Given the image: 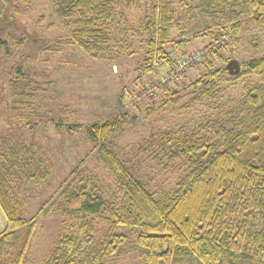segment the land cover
<instances>
[{"label": "trees", "instance_id": "1", "mask_svg": "<svg viewBox=\"0 0 264 264\" xmlns=\"http://www.w3.org/2000/svg\"><path fill=\"white\" fill-rule=\"evenodd\" d=\"M119 1L55 0L57 14L71 27V38L58 39L45 49L57 52L66 44L78 43L97 58L111 40L108 24ZM126 2L139 4L141 0ZM182 2L189 11L199 8L221 33L237 41L246 31L264 30V0ZM10 5L11 0H0V33L7 24ZM14 8L21 13L20 7ZM177 19L174 0H154L152 15L145 17L150 36L140 69L150 70L155 58L166 57ZM29 38L41 41L34 35ZM252 44L253 57L240 61L242 69L236 77L257 75L260 80L223 114L198 124L187 136L161 143L168 147L170 160L187 163L185 174L167 197L156 198L109 143L110 134L121 128L118 116L87 127L89 139L98 146L103 163L114 176L116 192L107 199L103 190L90 186L86 178L78 182L66 198L64 212L79 220L81 234L59 236L45 264H111V259L131 247L144 264H181L189 255L202 264H264V54L259 55L258 39ZM222 58L221 69H213L207 62L200 77L187 85L193 88L194 102L217 98L219 79L228 73L225 65L229 58ZM171 64L177 65L175 61ZM12 73L10 111L20 117L19 108L33 107L46 80H39L37 71L30 75L21 65ZM169 99L177 103L181 96L174 90ZM25 150L23 144L0 134V206L7 217L6 228L0 233V264H27L36 228L35 218L20 215L10 169L6 168L7 164H26L29 151ZM97 219L104 223L100 228Z\"/></svg>", "mask_w": 264, "mask_h": 264}, {"label": "rangeland", "instance_id": "2", "mask_svg": "<svg viewBox=\"0 0 264 264\" xmlns=\"http://www.w3.org/2000/svg\"><path fill=\"white\" fill-rule=\"evenodd\" d=\"M153 8L154 0H120L108 24L111 40L94 58L78 43L57 52L45 49L58 39L71 38V27L57 14L55 0H11L10 22L0 33V134L29 151L26 164L6 165L20 215L36 221L27 264H45L59 236L81 234L79 220L65 214L64 204L82 178L100 187L107 199L116 192L114 176L87 135L89 125L118 116L121 128L110 134L109 143L156 198H165L185 174L187 163L170 160L168 147L161 143L187 136L198 124L223 114L260 80L227 71L219 79L216 99L192 100L193 88L187 85L200 77L205 63L221 69L222 57L246 61L253 57L256 39L263 55L264 30L246 31L237 41L221 33L199 8L189 11L182 0H174L179 19L166 57L155 58L150 70L140 69L150 36L145 17ZM33 35L41 41L30 40ZM20 65L30 75L39 72L38 79L46 82L33 107H20L21 116L15 117L10 111V80ZM174 90L181 96L177 103L169 99ZM72 125L80 127L71 129ZM103 224L98 221L99 228ZM111 264H144V259L131 247ZM181 264L202 263L189 255Z\"/></svg>", "mask_w": 264, "mask_h": 264}, {"label": "water", "instance_id": "3", "mask_svg": "<svg viewBox=\"0 0 264 264\" xmlns=\"http://www.w3.org/2000/svg\"><path fill=\"white\" fill-rule=\"evenodd\" d=\"M225 69L232 75H237L241 71V64L237 59H229L225 65Z\"/></svg>", "mask_w": 264, "mask_h": 264}, {"label": "crops", "instance_id": "4", "mask_svg": "<svg viewBox=\"0 0 264 264\" xmlns=\"http://www.w3.org/2000/svg\"><path fill=\"white\" fill-rule=\"evenodd\" d=\"M7 225V217L2 209V207L0 206V233H2Z\"/></svg>", "mask_w": 264, "mask_h": 264}]
</instances>
